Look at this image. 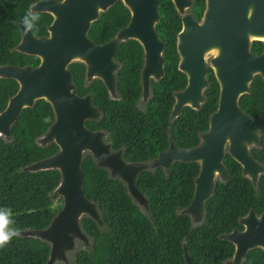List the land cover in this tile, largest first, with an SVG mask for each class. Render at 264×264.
<instances>
[{"label":"water","instance_id":"obj_1","mask_svg":"<svg viewBox=\"0 0 264 264\" xmlns=\"http://www.w3.org/2000/svg\"><path fill=\"white\" fill-rule=\"evenodd\" d=\"M111 1H37L31 9H46L51 14L47 32L33 37L30 32L25 35L20 26L22 38L16 47L35 53L38 62L34 66L0 64V76L17 80V88L0 108V135H9V124L21 107L30 106L35 98L44 99L52 111V120L37 136V142L43 144L52 140L57 148L23 166L29 170L55 168L58 171L54 191L61 196V205L45 226L22 230L48 242L44 264H51L53 260L66 261L65 252L73 248L76 238L86 242L77 222L80 215L97 217L95 204L81 189L79 161L83 149L91 153L96 165L105 167L109 175H116L133 198L138 202L143 200L133 183L136 170L143 165L122 160L117 150L108 151L107 144L100 138L101 132L83 126L82 120L95 117L97 110L88 93H73L66 67L70 60L82 59L85 75L99 76L110 92L115 78L112 72L115 63L110 55L118 40L132 37L143 49L142 86H146L148 73L155 77L159 75L163 42L153 28L157 18L156 0H121L129 12L126 23L100 44L87 39L88 22L95 17L97 10L105 8ZM171 2L180 15L174 47L176 66L184 74L185 83L172 92L170 115H176L183 104L195 108L202 100L207 52L211 53L207 59L217 83V99L215 109L208 116L207 128L198 132L197 145L177 147L169 141L153 162L167 167L172 159H198L199 171L194 178L193 196L185 207L188 212H198L208 190L211 170L221 169V146L227 132L232 130L237 137L241 131V136L255 140L257 133L264 128V115L248 116L236 103L237 96L248 90L247 82L253 72L260 74L264 84V46L259 53L248 50L250 39L264 37V0H204L198 20L184 10L189 0ZM182 256L185 264H190L184 246Z\"/></svg>","mask_w":264,"mask_h":264},{"label":"trees","instance_id":"obj_2","mask_svg":"<svg viewBox=\"0 0 264 264\" xmlns=\"http://www.w3.org/2000/svg\"><path fill=\"white\" fill-rule=\"evenodd\" d=\"M193 1L198 13L202 0ZM15 3V0H0V62L5 61L3 58L10 60L12 54L6 49L18 7ZM157 9L159 17L154 27L164 42L163 72L158 79L151 81L152 94L147 103L158 111L153 121L154 125H160L161 146L165 145L167 134L175 144L189 146L197 141L196 131L205 128L208 113L215 107L217 83L207 67L203 98L197 107L183 104L175 116L169 117L171 90L180 88L185 81L184 74L175 67L174 36L179 18L170 0H158ZM39 16L36 33H44V25L50 17L47 14ZM127 17L126 7L120 0H115L90 22L87 35L94 41L106 39L125 24ZM258 46V40H251L250 49L255 50ZM114 55L119 61L115 81V89L120 91L117 100L105 97L99 80L84 82L82 66L77 60H70L66 67L72 91L77 94L89 92L91 102L101 108L102 113L97 119L88 118L84 123L93 127L100 124L113 136L116 144L125 143L124 158L135 160L130 155L139 152L142 144H127V139L136 138L137 133L124 130L123 122L129 115H135L132 106L135 93L131 91L137 88V73L133 66H137L140 56L139 44L130 37L118 40ZM258 79L254 76L248 84V91L241 93L237 100L240 104H253L252 112L264 109ZM14 88L12 79L0 77V108ZM51 120L49 104L40 97L35 98L30 106L21 107L9 124V135H0V210L11 209L14 226L20 231L19 237L0 248V264L45 262L48 242L22 230L45 226L56 211L51 198L57 194L54 186L58 171L55 168L29 170L23 166L57 148L52 140L43 144L37 142V136ZM139 161L147 165L137 171L134 184L145 196V207L136 203L117 176L109 175L105 167L96 165L89 153H81V189L95 204L97 217L79 216L78 226L86 236V242L76 238L73 248L65 252L66 261L53 260L51 264H184L179 241L182 235L189 240L186 234L196 229L190 227L186 213L180 209L189 200L197 163L172 159L162 170L159 165H149V160Z\"/></svg>","mask_w":264,"mask_h":264},{"label":"flooded vegetation","instance_id":"obj_3","mask_svg":"<svg viewBox=\"0 0 264 264\" xmlns=\"http://www.w3.org/2000/svg\"><path fill=\"white\" fill-rule=\"evenodd\" d=\"M15 1H16L15 5L18 7L15 12V18L13 19L12 30L10 34H8V39H7L8 46L6 49L7 52H10L12 54L10 60L3 58L5 61H1L0 64H8L14 66H22V65L34 66L39 60L38 56L33 52H27L25 50L16 47V45L21 41L22 38L21 27H20V26L23 27L22 19L27 12L35 11L38 14V16L40 14L49 15L50 17L49 21H50L51 14L46 9L30 8L32 4L36 3L39 0H15ZM113 2H115V0H112L111 3H109L105 8H107ZM120 2L122 3L121 0ZM22 7H24L23 10ZM203 7H204V0H202L201 8L197 13L195 10L197 6L194 4V1L189 0V4L184 8V10L188 11L193 17V19L198 20L200 18ZM105 8L97 10L94 18H96L99 12L104 10ZM157 8H158V0H156L157 18L153 22V28L158 38L163 42V40L159 37L154 27L159 17V12ZM177 14H178L179 26H180V15L178 12ZM128 16H129V12H128ZM93 19H91L88 22L87 28L85 30V35L87 39H89L91 42L95 44H100L105 40H107L109 37L99 41H94L87 35V30L89 28L90 22ZM49 21L44 25V30H45L44 33H36V27L40 22L38 21L36 27L32 31H30V34L33 37L45 35L47 32L46 25L49 23ZM254 39L259 41V46L257 49L252 50L250 49L249 44L251 40ZM136 42L139 44L140 47V56L138 59V63L136 64L137 66L136 67L133 66V70H135L137 73V88L131 91L135 93V97L132 99V106L135 115L133 117L129 115L128 119L123 122V125L125 126L124 130L129 129L130 132L137 133L136 138L127 139L128 141L127 144H129V146H132L134 144H142V147L139 148L140 149L139 152L132 153V156L130 155V157H132L133 159L135 158V160L124 158L123 149L125 143L123 142L121 144H116V140L113 139V136L108 131H106V129L102 127L100 124L94 127L87 126L84 123V121L89 117L84 118L82 120V124L88 130H99L101 132L100 138L102 142L107 144L108 151L113 152L117 150L122 160L141 163L143 166L140 167L139 169L147 165V163L141 162L139 160H149L148 162L149 165H159L162 170H165L166 167H163L162 165L153 162V159L157 156V153L163 150L167 146L169 141H171L177 147H190L197 145L199 142L198 132L200 130H204L207 128L208 116L210 112L215 109V107L208 113L205 128L196 131L197 141L194 144L189 146H179L175 144L170 138V136L167 134L166 143L164 146H161L162 139L160 138V125L159 126L154 125L155 123L153 121L154 116H158V111L154 110L147 103V100L152 94L150 91L151 81L158 79L163 72L164 57L162 55V49L164 46V42L160 50V54L162 58L160 65L161 66L160 73L156 77L153 76L152 73H148L145 87L142 86L141 78H140V71L144 63L143 49L141 47V44L137 40ZM263 46H264V37L253 38L248 41V50L251 53H259L262 50ZM114 53H115V47L112 54L110 55L111 61L115 63V66L112 69V72L114 73L115 76L114 85L112 91L110 92L106 89L105 85L103 84L99 76L93 74L89 76L85 75V63L82 59L76 58L75 60H77L82 66L81 76L84 82H88L91 79L99 80L104 87L105 97L112 100H117L119 98L120 91L115 89V81H116V70L119 67V61L115 59ZM210 54H208L207 57L204 58L205 74L207 71V67L210 68L207 59ZM176 62H177V58H176ZM176 62H175V67L177 70H179L176 66ZM254 76L259 77L258 80L262 87V97L264 100V84L258 72L252 73L249 81L247 82V88L250 80H252ZM0 77H6L14 81L15 83V88L13 90L14 92L15 89L17 88V80L9 76H0ZM174 90L177 89L171 90V94ZM85 93L89 94V92H83L80 94L75 93V94L83 95ZM159 93H161L160 90ZM239 95L237 96L236 103H237V107L241 112H243L248 116L264 115V109L257 112H252V110L254 109L253 104L244 105L238 103L237 100ZM89 100L91 102L90 95H89ZM172 101H173V94H172ZM172 101L168 109L169 117H173L170 115V107ZM91 104L97 110V115L90 119H97L102 113L101 108L92 102ZM143 117H145V119H141ZM227 133L229 135L227 134L224 136L221 146V155H220L221 169L211 170L209 184L207 185L208 190L206 195L201 200L200 210L198 212L194 210L188 212L185 210L186 205L189 203V201L193 196V190L195 186L194 178L196 177L199 171L198 159H193L197 163V169L192 177V187H191L190 197L188 202L185 204V206L182 207L180 210L186 213L190 227L195 228L196 230L192 232H188L186 234L190 238L189 240L185 239V235H182L181 236L182 238L179 241L181 258L184 264L185 261L182 256L183 246L189 257L190 264H264V128L262 129L261 132L257 133V137L255 140L252 138L249 139L244 136H241L240 134L241 131H239V136L237 137L233 135L234 131L232 130H230ZM83 151L89 153V155L94 161L93 156L87 149H83L81 153ZM139 169L136 170L134 177ZM134 177H133V183H134ZM137 190L141 193L143 200L138 202L135 198H133L132 196L131 197L136 201L137 204H140L143 207H145L146 206L145 196L138 188ZM205 202L207 203V205H205ZM202 229L204 230L202 231Z\"/></svg>","mask_w":264,"mask_h":264},{"label":"clouds","instance_id":"obj_4","mask_svg":"<svg viewBox=\"0 0 264 264\" xmlns=\"http://www.w3.org/2000/svg\"><path fill=\"white\" fill-rule=\"evenodd\" d=\"M39 19L40 17L35 11H29L24 15L22 25L25 35L36 27ZM14 225L15 221L12 219L11 209L0 210V248L10 244L13 238L19 237L20 231Z\"/></svg>","mask_w":264,"mask_h":264},{"label":"rangeland","instance_id":"obj_5","mask_svg":"<svg viewBox=\"0 0 264 264\" xmlns=\"http://www.w3.org/2000/svg\"><path fill=\"white\" fill-rule=\"evenodd\" d=\"M210 54V52H207L204 56L207 57V55ZM51 205H53L55 208H58L61 205V196L58 194H55L52 198H51Z\"/></svg>","mask_w":264,"mask_h":264}]
</instances>
